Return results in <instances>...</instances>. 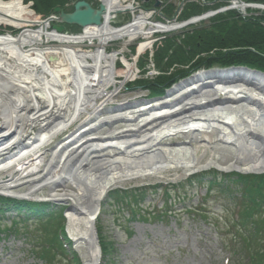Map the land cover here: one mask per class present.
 <instances>
[{"label": "bare ground", "instance_id": "6f19581e", "mask_svg": "<svg viewBox=\"0 0 264 264\" xmlns=\"http://www.w3.org/2000/svg\"><path fill=\"white\" fill-rule=\"evenodd\" d=\"M101 1L100 26L66 34L48 29L21 0H0V24L26 27L0 34V192L66 203L82 264H99L95 222L112 186L179 170L264 171V75L200 69L136 106L142 94L122 89L136 71L122 55L127 43L141 38V53L154 33L186 23L152 18L132 0ZM116 9L131 20L110 25ZM114 36L122 37L119 48L102 52ZM45 39L55 43L37 44ZM86 42L95 49L80 48ZM119 56L123 66L115 70Z\"/></svg>", "mask_w": 264, "mask_h": 264}, {"label": "rangeland", "instance_id": "374dc122", "mask_svg": "<svg viewBox=\"0 0 264 264\" xmlns=\"http://www.w3.org/2000/svg\"><path fill=\"white\" fill-rule=\"evenodd\" d=\"M90 1L96 2V0ZM160 1L157 7L164 9L168 3H173L174 7L177 6L181 0ZM145 3L147 7L153 6V2L148 5ZM65 5L69 7V3ZM207 22H204V25L195 23L192 27L188 25L180 30L184 32L195 27H204L209 24ZM3 25L5 24H1L0 28H3ZM73 30L76 29H71ZM180 30L172 32L169 30L163 32V35H168L170 32L178 34ZM156 36L158 35L154 34L152 38ZM143 54L139 58H142ZM125 55L129 56L127 53ZM140 62L141 59L138 64ZM138 66L141 69L140 65ZM148 72L158 74L156 67L154 70L149 69ZM140 74L141 72H138L135 77L137 78ZM142 76L147 77L146 74ZM136 81L126 82L124 86L126 88H122L127 96L139 93L145 97L144 100L134 105L140 106L146 100L161 98L148 97L146 90L135 88L139 86ZM59 137L60 135L52 139L49 147L59 143ZM208 169L212 168L204 169L206 173ZM217 170L218 176H223L224 172L235 171ZM3 175L0 177L2 178ZM209 177L206 175L201 183L192 182V177L185 176V173L179 170L177 175H168L165 178L130 179L112 186L109 191L114 188L132 190L136 187H143L145 195L143 192L142 195L137 192L136 197L139 202H135L136 204L131 209L128 204L124 203L114 210L111 207L113 198H109V191L106 193L101 201L95 222L100 255L99 264H242L241 261L245 258V254L243 247H240V237L239 235L233 236L232 231L235 228L233 221L238 212L233 200L235 194L238 195V193L234 191L235 194L230 196L216 189L210 190V185L206 182ZM218 179L220 181L219 177ZM42 192L46 195L49 189H44ZM52 204L64 212L62 214L65 217L63 218V235L67 241V244L62 245V247L65 246L64 252L57 253L58 255L50 260L39 256L36 245L37 241H40L38 237L41 234L45 235L43 228L31 221H28L26 225L20 222L16 223L17 226H11L10 221L15 215L14 213L5 214L2 219L6 221L11 231L16 232H10L7 235L0 234V264H75L73 262L75 258L69 257L73 254L82 264L78 250L70 242V237H66L69 235L65 227L67 204L57 201H53ZM129 210L132 213L133 211L140 212L141 215L133 217ZM230 243L233 247H239V252H236V248H233ZM104 245H107L106 248L109 249L107 252L100 250Z\"/></svg>", "mask_w": 264, "mask_h": 264}, {"label": "trees", "instance_id": "16d2710c", "mask_svg": "<svg viewBox=\"0 0 264 264\" xmlns=\"http://www.w3.org/2000/svg\"><path fill=\"white\" fill-rule=\"evenodd\" d=\"M31 1L34 10L42 15L50 14L56 6L62 7L66 11H71L73 8L72 4L69 7L65 5L68 0ZM260 1L264 2V0ZM96 4V2L93 3V5ZM145 4L148 5L150 2ZM173 7V3H168L163 9V13L166 16L169 15ZM200 10L201 7L196 1H187L183 5L181 18L195 14ZM67 29L78 30L80 28L76 25H67ZM147 59L148 57L145 55L141 59V64H144ZM152 61L158 74L152 79L141 78L136 81L139 86L148 89L150 96L163 95L172 84L200 68L215 65H245L264 71V15L257 18L241 19L234 13H228L214 18L204 27H195L178 34H169L155 46ZM206 175L210 176L206 181L210 185V190L216 189L230 196L238 193V195L235 194L233 200L237 205L238 212L233 221L235 228L232 231L233 236L239 235L240 247H243L245 254L241 263L264 264V173L230 172L218 176L216 170H210L199 176L196 175L191 181L200 183L205 180ZM234 191L236 192L234 193ZM137 192L142 195V192L144 194L145 191L144 188L112 190L109 192V198H113L111 207L115 210L116 207L119 208L125 203L133 208L139 202L136 197ZM61 211L52 203L0 195V223H2V225L0 224V233L10 230L2 219L6 213H15L17 216L10 223L11 226L18 221L36 223L45 232V235L41 234L38 237L40 239L36 245L38 254L50 260L65 250V246L62 247L66 242H62L64 217ZM148 213L151 214L150 211ZM132 215L136 217L141 213L133 211ZM230 245L233 247L232 243ZM106 246H101L102 251L109 250ZM233 248L239 252V247ZM72 258H75V264H79V260L74 254Z\"/></svg>", "mask_w": 264, "mask_h": 264}, {"label": "water", "instance_id": "95a60500", "mask_svg": "<svg viewBox=\"0 0 264 264\" xmlns=\"http://www.w3.org/2000/svg\"><path fill=\"white\" fill-rule=\"evenodd\" d=\"M71 1L73 2V9L71 11H64L63 8L59 6L53 8V11L51 12L50 16L47 18L48 20L52 21L50 25L51 29H55L57 31H63L65 30L66 25H77L78 27L83 28L90 25H100L102 23V18L106 11V6L103 2H99L97 6H93L87 0H71ZM158 3L159 2L157 1L155 5H157ZM126 19L127 16L125 15L124 20ZM212 68H221V69L240 68L264 75V71L256 68H251L245 65H229V66H220V67L215 65V67L211 66L208 68H200V69L208 70ZM198 70L191 72L189 75L181 79H187L190 75L197 72Z\"/></svg>", "mask_w": 264, "mask_h": 264}, {"label": "built area", "instance_id": "2783aa9c", "mask_svg": "<svg viewBox=\"0 0 264 264\" xmlns=\"http://www.w3.org/2000/svg\"><path fill=\"white\" fill-rule=\"evenodd\" d=\"M230 9H234L238 11V13L242 15V17H245L251 14H257L264 11V3L256 2V1H245V0H228L226 4L214 10H209L202 15L197 16V19H200L202 17H208L215 13L224 12ZM31 29H35V28H31ZM102 52L104 51L102 50Z\"/></svg>", "mask_w": 264, "mask_h": 264}]
</instances>
